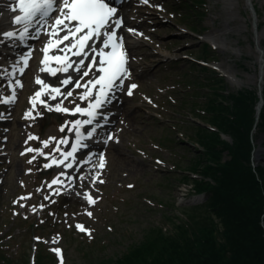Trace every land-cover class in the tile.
<instances>
[{
	"label": "rangeland",
	"instance_id": "rangeland-1",
	"mask_svg": "<svg viewBox=\"0 0 264 264\" xmlns=\"http://www.w3.org/2000/svg\"><path fill=\"white\" fill-rule=\"evenodd\" d=\"M197 5L198 7L200 5V8L195 6L193 9L200 14H194L191 9H182V13L189 14L187 20L183 19L180 26L171 24L160 30L159 41L163 43V49H169L175 61H186V53H195L196 57L202 59L208 57L217 60L222 70L218 73L225 79L226 93H234L245 88L249 90L255 88L253 91L258 94L263 92L264 0H250V5L247 0H204ZM251 9L255 11L254 16ZM184 24L192 25L202 35L215 36L217 44L223 48L213 50L214 52L208 50L209 54L203 57L202 40L187 34L182 27ZM176 34L181 36H175ZM183 39L186 40L183 42ZM146 50L153 54L150 49ZM153 68L150 64L148 72ZM160 71L165 84H180L176 92L171 93L176 103L166 104L157 121L152 118L146 119L132 105L134 100L126 101L124 110L129 123L121 132L118 143L111 146L108 151V164L101 178L102 185L91 186L96 203L87 207L75 201V208L70 207L72 212L67 211V203H59L61 206L64 205L59 215L63 212L68 214L64 220L56 219L57 206L49 207L52 203L50 201L56 196L55 189L48 187L49 182L42 181L40 173L45 168L40 166L39 161L32 160L34 156L36 158V153L18 157L17 153L23 148L27 138L23 134L26 126L16 123V119L10 125L11 131L7 142L10 164L2 163L0 166V215L5 219L10 215L9 219L12 221L18 216L22 219L35 216L41 222L52 220L61 224L63 228L59 235L55 236L52 245L49 238L42 242L50 249H61L64 264H101L110 258L121 256L131 245L141 242L149 229L157 226L169 229V221L165 217L178 215L173 206L188 205L193 199L192 183L187 184L180 180L184 175L196 176L189 167L191 160L197 155L192 143L188 145L181 142L183 139L187 140L186 134L192 135L191 127L190 130L178 128L180 123L184 122L187 127L191 126L188 120L192 117L189 109L180 107L179 103L186 99L188 93H196L199 90L194 86L186 87L187 82L183 84L180 81L182 74L189 73L185 62L178 65L169 64L167 71L169 75L165 74L163 67ZM196 75L190 74L195 77ZM143 81L145 88L149 89L147 80ZM145 88L142 86L140 92L147 93ZM198 101H205V98L200 96ZM174 124L177 126L173 127ZM41 126L42 122L39 120L32 122L29 132L36 131L43 135L50 132L58 133L57 127L42 129ZM252 132L256 135L252 163L254 166H264V136L258 129H253ZM224 139L229 141V137ZM222 159L223 161L229 159L226 152ZM29 160H32V163H29ZM183 184H186L185 187ZM76 186H71L70 191L84 189L80 184ZM182 189H186L190 197L183 198ZM61 192L68 193L67 190ZM45 196H50V200L44 199ZM41 204L45 205L43 209L39 207ZM33 207L36 208L35 211ZM45 208L47 209L44 211ZM87 212H91L92 216L89 217ZM63 216L65 218V215ZM3 218L0 220V237L12 227V224L8 225ZM73 223L91 230V236L76 232ZM22 232L20 228L14 226L12 234L2 238L8 253L16 254L20 240L10 238Z\"/></svg>",
	"mask_w": 264,
	"mask_h": 264
},
{
	"label": "trees",
	"instance_id": "trees-1",
	"mask_svg": "<svg viewBox=\"0 0 264 264\" xmlns=\"http://www.w3.org/2000/svg\"><path fill=\"white\" fill-rule=\"evenodd\" d=\"M262 96L263 108L254 127L257 92L244 89L216 95L220 100L210 102L208 115L201 118L217 132L200 126L192 129L205 152H197L189 169L202 178H182L206 193L207 200L178 208L183 218L167 217L171 230L149 229L141 242L101 264H264V166L252 163L253 129L264 136V89ZM224 152L229 157L225 161ZM53 262L45 251L37 252L35 264ZM0 264H27V253L15 262L0 249Z\"/></svg>",
	"mask_w": 264,
	"mask_h": 264
},
{
	"label": "snow or ice",
	"instance_id": "snow-or-ice-1",
	"mask_svg": "<svg viewBox=\"0 0 264 264\" xmlns=\"http://www.w3.org/2000/svg\"><path fill=\"white\" fill-rule=\"evenodd\" d=\"M143 2L147 3L148 0H143ZM8 8L11 12L18 13L12 17L11 23L22 25V29L0 32V37H2L0 45L5 44L7 40L13 42L18 40L23 43L26 39H38L41 35H45L48 39L41 49L43 55L39 71L46 72L51 76H57L58 73L68 74L70 70L77 74L75 77L70 74L66 75L60 80L58 86L50 85L36 76L34 82L40 85V88L30 97L32 109L25 113V118H34L32 112L35 111L36 105L39 103L48 111L65 113L73 117L77 115L87 117L86 119L65 121L61 125L62 133L71 132L74 134V142L71 143L70 150L63 151L60 147V145H69L67 134L60 139L50 137L49 140L41 141L44 148L55 141L56 146L52 149V153L45 154L42 149H26V152H37L45 158L51 157L50 162L43 165L44 168L63 166V169L75 171L74 164L77 163L75 154L80 149L87 148L88 145L83 141L92 139L97 134V129L103 128L107 123L108 116L103 109L115 98L116 91L122 90L123 82L129 75L124 38L117 34L123 26V18L116 15L117 9L108 0H13ZM30 29H34V31L30 32ZM128 31L134 30L128 29ZM73 57L77 59H73ZM30 59L31 50L20 57L23 67L16 68L14 66L10 75L17 71L23 75ZM53 64L56 66L53 67ZM15 87L22 88V82L17 79ZM15 87H13L12 95L5 98L3 103L7 104L15 100ZM136 87V84L129 85L127 95L131 96L132 90ZM77 89H83V91L77 93L76 100L87 102L86 106L82 107L76 100H70L69 102L74 104V107H65L64 101L73 97V93ZM45 96L48 99H42ZM58 97H62V99L58 100ZM49 100H58V102L52 105L48 102ZM28 139L39 138L29 135ZM108 139H112L111 135L108 136ZM54 153H59L61 158H56ZM24 154L21 153V155ZM34 159L35 156L32 160ZM32 160L28 162L32 163ZM84 162L87 161L81 163ZM99 167H104L102 156ZM62 176L69 181L72 179L70 174L63 170L54 177L48 187L60 185L61 187L55 189V194H61V188L65 185V181L60 178ZM78 178L84 179L83 176ZM95 182L96 178H93V183ZM99 182L103 183L102 180ZM129 187L132 186L129 185ZM77 195L81 194L77 193ZM83 197L89 205L96 203V199L87 191L83 193ZM26 198L30 197H21V199ZM44 199L50 200V196H45ZM50 202L54 203L55 201ZM39 207L43 209L45 205L41 204ZM35 210L36 208L33 207V211ZM86 214L89 217L92 216L91 212ZM49 215L53 214L49 213ZM76 228L91 236V230L86 229L83 225L77 224ZM53 251L60 258L59 264H64L62 250L56 248Z\"/></svg>",
	"mask_w": 264,
	"mask_h": 264
},
{
	"label": "bare ground",
	"instance_id": "bare-ground-1",
	"mask_svg": "<svg viewBox=\"0 0 264 264\" xmlns=\"http://www.w3.org/2000/svg\"><path fill=\"white\" fill-rule=\"evenodd\" d=\"M247 2H248V4L250 5V0H247ZM253 16H254V14H253ZM4 21H6V20H3V19L0 20V25H1V26L5 25ZM208 41H210L213 45H216V41H215V37H214V36H212V37H208ZM221 47L223 48L222 45H221ZM48 77L50 78L51 76H48ZM49 80H50V79H49ZM256 157H257V156H256Z\"/></svg>",
	"mask_w": 264,
	"mask_h": 264
}]
</instances>
